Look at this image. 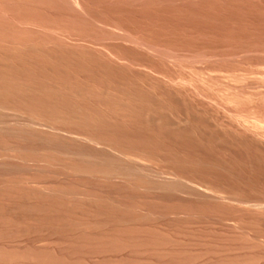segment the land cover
Segmentation results:
<instances>
[{"label":"rangeland","instance_id":"rangeland-1","mask_svg":"<svg viewBox=\"0 0 264 264\" xmlns=\"http://www.w3.org/2000/svg\"><path fill=\"white\" fill-rule=\"evenodd\" d=\"M0 264H264V0H0Z\"/></svg>","mask_w":264,"mask_h":264}]
</instances>
